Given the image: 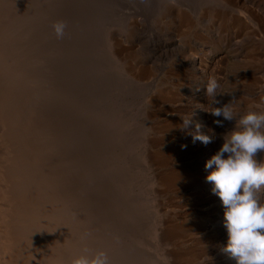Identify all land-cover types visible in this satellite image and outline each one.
Wrapping results in <instances>:
<instances>
[{
    "label": "rangeland",
    "instance_id": "rangeland-1",
    "mask_svg": "<svg viewBox=\"0 0 264 264\" xmlns=\"http://www.w3.org/2000/svg\"><path fill=\"white\" fill-rule=\"evenodd\" d=\"M40 1L38 2L41 4L46 1L50 3L48 4L50 8L43 9L44 6L38 2L26 6L27 13L23 15V19L29 17V20L21 21L22 23H19L21 25H16L14 28L16 31L14 34L15 45L18 43L19 47L23 48L20 53L24 52L27 55L32 53V50H37L38 47L42 48L45 45L51 51H48L49 54L47 52L41 54L38 58L40 60L37 59L36 62L35 56L29 54L30 60L34 59L32 61L35 63L31 65L34 76L27 82H29L31 90L41 89L39 90L41 94L39 92V95L36 94L39 98L33 96V99L38 102L41 100L40 103L56 113L60 128L62 127L63 153L66 154V161H70L71 169L78 172V176L73 177V183L76 185L78 181L77 185H79L77 187L80 198L78 201L76 200V204L79 214H82L79 215L80 219L89 223L93 217L95 219L97 216L100 232L99 234L93 233V237L94 235L114 237L112 235L116 232L118 234L116 244L120 243L123 246L110 247L108 245L109 254H107L110 264L126 263L128 260L142 262L141 257H147L148 264H166L167 260L169 261L167 264H237L234 258L222 251L228 241L227 230L224 227V207L220 198L212 192L213 184L206 181L207 175L213 169H206L205 164L224 143V135L236 128L237 120L240 117L250 111L264 113V0H219L218 3L211 5L209 0H195L198 7H195L196 10H193V14L189 13L191 11H187L188 15L192 16L189 15L192 22H186L185 26L190 27H186V29L185 26L183 27L184 23H181V26L177 20L179 16L177 13H181V11L174 8L171 10L161 8L163 7L160 4L161 0ZM217 13L220 18L223 17L222 20L219 19V22L218 20L214 21L216 19L213 17ZM57 21H64L67 24L66 34L62 39L56 37L52 28V25ZM168 21L172 22L171 25ZM22 25L26 26L28 32H21ZM128 34L131 36L132 43L137 46L133 47V50L135 49L133 52H137V54L133 53L137 58L134 61V57H131L133 55L127 48L129 42L121 40V37L122 39L127 38ZM117 39L119 45L117 43L116 48L122 46L126 50L118 53L121 59L119 65L112 58L113 50L109 45V42L115 43ZM217 47L219 49L213 50ZM126 59L128 63L125 62ZM31 62L29 61V63ZM114 62L116 64L112 66L115 68L111 70L113 73H108L110 65ZM26 64L28 61L25 59ZM129 65L134 67L126 68ZM145 66L153 75L149 73L148 76L138 77L135 81L125 74L126 71L131 70L129 72L136 75ZM187 66L188 68H186ZM201 67H205L207 72L203 81L199 80L195 73ZM89 72L96 74L97 81L95 80L94 83L96 86L98 81L101 84L106 83L104 85L106 89L103 88L106 100L115 99L113 97L116 94L122 99L121 104L124 107V110L120 109L121 112L123 111L122 114L118 110V113L114 111L115 114H118L116 115L119 117H117L118 119L115 118L116 116L113 118V111L107 107L106 102H103L105 100L101 99L103 95L98 94V96L96 95L98 98L93 97L91 87L80 90L78 85L82 78L87 76L86 74H90ZM210 78H215L220 85L217 91L222 94H218L216 97L220 101L219 104L213 105L212 97L205 93L206 84ZM35 82L37 83L34 84ZM42 89H44L43 92ZM79 100L86 103L84 111L83 108L80 110L76 106ZM229 103H231L235 115L232 121L210 114L214 107H222ZM101 112L102 114H100ZM153 112H158L159 115L152 116ZM193 113V124L187 129H183L182 118H188ZM129 115L130 117H127ZM122 119L123 122L118 123ZM216 119L223 122V127L213 122ZM125 122L132 129L130 133L134 136V142L136 133L139 136L142 135L141 138L145 136L146 139L143 138L145 141L157 138L160 150L164 149V152H168L169 154H166L171 156L167 164L157 165V160L156 163L147 162L146 156L155 155L159 151L156 147L157 144L152 148L148 145H141L135 150L137 157L134 154L133 157L126 154L130 159L127 160L130 170L127 168L126 171H121L122 166H118V169L110 167L111 170L107 168L104 172H94V165H90L89 161H92L93 158L102 160L104 150L112 148L111 152L116 151V147L113 146V138L117 137L112 131L114 124L119 126L116 127L117 130L115 127L113 128L118 131L119 140H124V144L128 142L129 138L122 134V128L128 125ZM122 123L124 125H120ZM196 123L201 125L200 132L202 134L213 138L211 143L207 145L200 141L193 143L189 133L195 132ZM154 143L150 145H155ZM181 145H187V147L182 149ZM117 146L119 148L121 145ZM226 157L227 154H225ZM254 159L258 164H264V150L258 151ZM150 163H154L153 166H150ZM138 169L142 172L139 177L144 175L145 178L136 177L135 173ZM118 171L120 172L118 173ZM130 173H134V175L131 174L134 179L131 178L127 184L130 192L124 198L122 195L125 193V183L128 182ZM182 173L189 178L183 177V181L174 180L173 184H169L168 178L176 177L177 179V176ZM138 186L141 187L138 188ZM117 194L122 198H119ZM256 196L259 202L264 204L263 188L256 193ZM126 198L129 201L133 199L132 202L143 198L139 202L142 206L145 205L143 208L146 210L142 211L144 214L140 215V217H144L141 225L146 226L148 223L149 228L145 232L150 231L144 235L146 238L143 239L144 241H149V234L152 237L155 236V233L154 235L151 233L155 228L162 227L167 231L171 226L177 225L179 228L172 227L171 240L169 239L163 246L158 242L151 244L150 241L151 245L144 254L135 249L139 239H135L133 244H127L123 239L130 227L126 221L129 213L118 215L124 221L121 226L112 217L117 211L114 209L120 210V205L128 201L125 200ZM97 199L104 201L103 204ZM94 204L96 205L94 206ZM79 205L84 209L79 208ZM87 209L89 213L87 212L88 216L85 217ZM139 210L141 211L140 208ZM117 214H119L118 211ZM132 229L136 231L135 227ZM180 229L181 231H179ZM53 253L55 251H51L50 256H54ZM115 255H118L116 256L118 259L121 258L119 262L113 261L111 256ZM164 255L167 256L165 260L163 259Z\"/></svg>",
    "mask_w": 264,
    "mask_h": 264
},
{
    "label": "bare ground",
    "instance_id": "bare-ground-1",
    "mask_svg": "<svg viewBox=\"0 0 264 264\" xmlns=\"http://www.w3.org/2000/svg\"><path fill=\"white\" fill-rule=\"evenodd\" d=\"M38 1H40V0H0V264H42V263L43 264H72V261L75 258L79 257L80 255H92L98 251H105L106 253H108V248H109L108 245H110V247H120L121 246V244L119 242H118L119 244H116V242H117L116 240L118 239L117 232L116 233L114 232L115 234L112 235L114 237L105 236V235H102V236L94 235V237H93V233L97 232L99 234V232H100L98 230V229H100V224H99V220L97 219V216L95 217V219L93 217L89 221V223H85L80 219L79 215H82V214H79L80 212H79V209L77 208L78 206L76 204V200L78 201V199L80 198L79 197V189L77 187L79 185H77L78 181L76 182V185H74V183H73V177L78 176L77 175L78 172L75 169H71L72 166L69 163L70 161L69 162L66 161V154L63 153L64 144L62 143V140H61L63 137V133L61 130L62 127L60 128L56 113L52 112V110H49V108H47L46 105L40 103L41 100L38 99L39 100V102H38V101H36V99H33V96H34V98L38 97V95L40 93L39 90H41V89H39V90L34 89V91H33V89L31 90L29 88L30 85H29V82H27V81L32 79L34 76V71H33V68L31 69V65L37 61V59L39 58V56H41V54H45L46 52H47V54H49L51 51L49 50V48L45 47L46 45L43 46L42 48L36 47L37 50L36 49L32 50V53H29L31 56L32 55L35 56V62H33L32 60H34V59L30 60L29 54L27 55L24 52L20 53L21 49H23V48L19 47L18 43L15 45L16 39L14 37V34H16V31H14V28L16 27V25H21V24H19L21 21L29 20L28 19L29 17L23 19V15H25L27 13L26 12V6L34 5V3L38 2ZM209 1H210L209 2L210 5H211L213 3H215V4L218 3L217 1H219V0H209ZM40 2H38V3H40ZM48 4H50V3H48L46 1V2L42 3L41 5L44 6L43 9H48V8H50V6H48ZM160 4H162V6H163L161 8H169L170 10H171V8H174V9H178L179 11H181V13H177V14H179V16L177 15L178 16L177 20L180 22V24L184 23L183 27L185 26V24L187 25L186 22H192L190 17H189L190 14L188 15L187 11L188 12L191 11L189 13L193 14V10L195 9V7H198V4L195 0H161ZM165 10L167 11V9H165ZM206 10H207V8H206ZM213 10L215 11L214 8H213ZM173 11H177V10H173ZM46 12H47V10H46ZM48 13H49V11H48ZM48 13H46V14H48ZM167 13H169V12H167ZM209 13L212 15V13L210 11H209ZM209 13H208V16H209ZM169 14L172 15L171 13H169ZM201 15H202V13H201ZM216 15H213V17L216 19L214 21L218 20V22H219L220 21L219 19L222 20L223 17L220 18L219 13H217ZM167 16H169V15H167ZM164 17H166V16H164ZM170 17H172V16H170ZM167 18H169V17H167ZM168 22H169V24L172 23L170 21H168ZM218 22H216V24H218ZM23 23H25V22H23ZM173 23H174V21H173ZM166 24H168V23H166ZM182 24H181V26H182ZM212 25H214V24H212ZM218 25H220V23ZM190 26H191V23H190ZM186 27L187 26H185V29H186ZM22 28L23 29L21 30V32H24V31L28 32V29L26 28V26L22 25ZM187 28H190V27H187ZM166 30H167V28H166ZM29 31H31V30H29ZM129 35L130 34H128V37L125 39H122V37H121V40L126 42V43L129 42L128 43L129 47L127 46V48L130 50L131 55H133L131 57H134V54H137V52L136 53L133 52V51H135V49L133 50V47L136 45L132 43L131 36H129ZM21 39H22V37H21ZM132 39L134 41V37ZM118 42L119 41L117 39V41L115 43L109 42V45H110V47L112 46V50H113V52H112L113 56L112 55L111 56H112V58H114L116 60L117 64L119 65V64H121V63H119V61L121 62V59L119 58L118 53L122 52V50H124V51H126V50L122 46H118V48H116V45ZM118 45H119V43H118ZM48 47H49V45H48ZM217 49H219V47H217L216 49H213V50H217ZM48 51H50V52L48 53ZM207 52H209V51L207 50ZM203 54H205V53H203ZM131 57H129V58L132 61ZM25 59H26V61H28V64H26L27 66L25 65ZM82 59H84V58H82ZM134 59L136 60L137 58L134 57L133 61H134ZM192 59H194V58H192ZM38 60H40V59H38ZM29 61L30 62L32 61V62L29 63ZM81 61H84V60H81ZM126 61H127V59L125 60V62ZM125 62H124V64H125ZM189 62H191V61H189ZM83 63H85V62H83ZM127 63H128V61H127ZM115 64L116 63L114 62V64L112 63L110 65V68H109L110 70H108V73H113V72H111V70H113L115 68V66L113 67L112 65H115ZM111 66H112V69H111ZM129 66L126 68L131 69L134 67V66L131 67L132 65L130 67ZM146 67L147 66L143 67L142 70L139 73H137L136 75H134L135 73L132 74L131 72H129L131 70L126 71L125 74L129 75L132 80L136 81V79H138V77L143 78V76H146V75L148 76V74L151 73L149 68H146ZM126 68H125V70H126ZM186 68H188V66ZM138 69H140V68H138ZM21 71H22V74H21ZM32 71H33V73H32ZM88 71H90V70H88ZM195 73H196V75H198L199 80L203 81L204 76L207 73L206 68L201 67L200 70L196 71ZM93 74L92 73L86 74L87 76L85 75L86 77L82 78V81L80 82V85H78V86H79L80 90H83L85 87H86V89L91 87L93 97H95L96 95L98 96V94L103 95V97L100 95L99 96L102 97L101 98L102 100H105L103 102H106L107 107L113 111L112 113L114 114L113 115V118H114L116 115H118V114H115L114 111L118 110L119 112H121V110H124V107H122V104H121L122 99H120L118 97L119 95L117 96V94H116V96L113 97V98H115V99H113L114 101L111 99L106 100V95L104 94L105 91L103 89V88L106 89V87L104 86L106 83L101 84L98 81V83L96 82L98 84L96 86V84H94V83H95V80L97 77H96V74H94V75ZM22 75H24V76H22ZM36 75H37V72H36ZM40 76H42V75H40ZM22 77H24V78H22ZM149 77H151V76H149ZM198 77H196V78H198ZM33 80H35V79H33ZM108 82H110V81H108ZM36 83L37 82H35L34 84H36ZM43 90L44 89H42V92H43ZM36 94H38V95L36 96ZM118 94H119V92H118ZM113 95H115V94H113ZM86 96H87V93H86ZM89 96H91V95H89ZM99 101H100V98H99ZM102 104H104V103H102ZM76 106L80 110L83 108V111H84V108H86V103H84L83 100H79L78 104H76ZM91 111H92V109H91ZM118 111H117V113H118ZM122 112H121V114H122ZM100 114H102V112ZM156 114L159 115L158 112H153L152 116H155ZM109 115H110V113H109ZM99 117H100V115H99ZM108 117H110V116H108ZM117 117L118 116H116L115 118H117ZM127 117H130V115ZM205 117H206V115H205ZM122 118H124V117H122ZM125 118H126V116H125ZM127 120H128V118H127ZM79 121H80V119H79ZM120 122H123V119H122V121L121 120L118 121V123H120ZM164 122L168 123L167 121H164ZM114 123H115V121H114ZM126 124H128V123H126ZM114 125L112 126V131H113V134L115 133L116 135L115 134L114 135L117 137L114 136L115 138H113V141H114L113 146H114V148L116 147V151L114 152V150H113V152H111L112 148L107 149L109 151L104 150L102 160L97 159V158L96 159L93 158L92 161H89L90 165H94L93 166L94 172H97V173L98 172H104V170H107V168H110V167L112 169L115 167L118 169V166H122L121 168H123V169H121V171L122 170L126 171L127 168L129 169V162L127 161L129 158L127 156L129 155L130 157L131 156L133 157V154H134L137 157L135 150H136V148H138L141 145H148L150 148H152V146L155 147L157 144L156 147H157V150H159L156 152L157 155L151 154L149 156H146L145 158H146L147 162L153 161L156 163V160H157V162H158L157 165H159L161 163L167 164V162L171 158V156L168 155L169 154L168 152H166L168 154H166L164 152V149L160 150V148L158 147V145H159L158 141L159 140L157 138H152L149 141H147L148 140L147 139L145 141L144 140V139H146L145 136H143V138H144L143 139V138H141L142 135L139 136L135 132L136 133L135 134L136 140L134 142V138H133L134 136L132 135V133H130V132H132V129L129 128L130 127L129 124L125 125L122 128V134L129 138L128 142L126 144H124V140H121V139L119 140V138H118V131L113 130L114 127L116 129V127H119V126L118 125L114 126ZM120 125H124V124L122 123ZM119 132H121V131H119ZM103 136H105V134ZM153 142H155L154 143L155 145H150ZM118 144L121 145L119 148L117 146ZM117 148H118V150H117ZM101 150H102V148H101ZM97 152H99V151H97ZM105 152H106V154H105ZM93 154H94V152H93ZM126 154H128V155L126 156ZM72 160H74V159H72ZM131 160L133 163V158ZM134 160H137V159H134ZM75 162H77V161H75ZM153 164L150 163V166H153ZM183 166H185V165H183ZM111 168H110V170H111ZM86 170H88V168ZM86 170H85V172H86ZM213 170H214V168H213ZM119 172L120 171H118V173ZM131 174L134 175V173H130V175H129L130 177L128 178V182L125 183L126 184L125 185V193L122 191L124 193L122 195V197H124V198L130 192L127 184H129V181L131 180V178L134 179V177L131 176ZM135 174H136L137 178H143L144 177V175L142 177H139L140 174L142 175V172L139 169ZM172 174L174 175L176 173H172ZM183 177H185L187 179L189 178V177H186L182 173V174H180V176H177V179H176V177H174V178L171 177V178H168L167 180L170 184L174 180L183 181L182 180ZM135 180H138V179H135ZM136 182H138V181H136ZM120 184H119V186H121ZM152 185L154 186L153 183H152ZM166 185H167V183H166ZM140 187L138 186V188H140ZM262 188L264 190L263 186H262ZM109 189H107V190L109 191ZM134 190H135V188H134ZM119 193H120V191H119ZM122 197H121V195L119 196V198H122ZM142 199H140V200H142ZM97 200L102 201L100 199H97ZM125 200H128V198H126ZM132 200L131 201L128 200L125 203L123 202L122 205H120V207H121V209L119 208L120 210H118V208H116L117 207L116 206L115 207L116 209H114V210H117L119 214H117V211H116L115 214H117V215H115V214L112 215V217H114V220L117 222V224H119V226H121L124 223V221L118 215L129 213V215H128L129 217H128V219H126V221H128V223L130 224L129 226L131 227V229L129 227L127 229V234L124 233L126 235H125V238L123 240H126L127 244H133L135 242V239H139L140 241L137 242L138 244L136 245L135 249L137 250V252H141L143 254L146 251V249H148V247L152 244V242H158V244H160V245L162 244V246L165 245L166 242L170 239V237L173 236V228H174L173 226H175V225L171 226L167 231L163 230L162 227H158L157 229L155 228L154 232H151V233L153 235L155 233L156 237L155 236L152 237L151 234H149V238H148L149 241H147V240L144 241L143 239H146V238H144V235L145 234L147 235L150 232V231L145 232L146 229L149 228L148 227L149 224L147 223L146 226L141 225V222L143 221L144 217H140V215H141V213L144 214V212H142V211L146 210V208H143V207H145V205L142 206L140 204V202H141L140 200H137L136 202L134 201L135 203L132 202ZM103 202L104 201H102V204H103ZM121 202H122V200H121ZM78 203H80V202H78ZM95 205L96 204H94V206ZM79 208H81L80 205H79ZM139 208L141 209V211L139 210ZM112 211H113V209H112ZM87 212L89 213L88 209L86 210V213L84 215L85 217L88 216ZM97 215L101 217V215H99L98 213H97ZM139 222H140V224H139ZM162 222H161V224H162ZM137 226H138V228H137ZM134 227L136 228V231L135 230L133 231L132 228H134ZM175 227H177V225ZM101 228H102V226H101ZM177 228H179V227H177ZM181 229L179 231H181ZM86 233H90V235L85 237ZM179 235H180V232H179ZM150 241H151V244H150ZM122 243H125V242L122 241ZM155 245H157V244H155ZM85 248L88 249L87 253L84 252ZM51 251H55V253H53L54 256H50ZM118 255L111 256L113 258L114 262L115 261L119 262V260L121 259L120 257H119L120 259H118L116 257ZM141 258H142V262H137L136 260L135 261L134 260H128L127 262L125 261L126 263L121 262V264H142L144 262H146L145 264L149 263V261H148L149 259L147 260V257L146 258L141 257ZM163 259L164 260L167 259V256H165ZM168 262L169 261L167 260V263ZM116 264H118V263H116ZM170 264H172V263H170Z\"/></svg>",
    "mask_w": 264,
    "mask_h": 264
},
{
    "label": "clouds",
    "instance_id": "clouds-1",
    "mask_svg": "<svg viewBox=\"0 0 264 264\" xmlns=\"http://www.w3.org/2000/svg\"><path fill=\"white\" fill-rule=\"evenodd\" d=\"M58 39L65 36L67 24L57 21L52 25ZM218 84L210 78L206 84V95L212 97L213 105L219 104L216 99ZM199 90V89H197ZM210 114L232 121L235 115L231 103L214 107ZM182 118L183 129L193 124L192 117ZM223 127L219 119L213 121ZM201 125L195 124V132L189 133L192 141L207 145L213 138L200 132ZM264 113L248 112L237 120L236 128L224 135V143L206 162V169H213L206 181L213 184L212 192L222 201L224 207V227L227 230V245L222 249L237 264H264V204L256 196L264 186V164L254 159L258 151L264 150ZM187 145H181L185 149ZM225 154L227 157L225 158ZM52 233V232H51ZM90 235L86 233L85 237ZM87 253L88 249H84ZM72 264H110L108 254L98 251L92 255H80Z\"/></svg>",
    "mask_w": 264,
    "mask_h": 264
}]
</instances>
